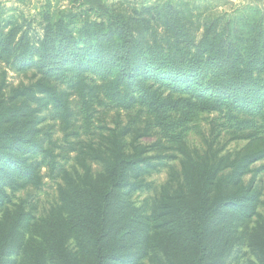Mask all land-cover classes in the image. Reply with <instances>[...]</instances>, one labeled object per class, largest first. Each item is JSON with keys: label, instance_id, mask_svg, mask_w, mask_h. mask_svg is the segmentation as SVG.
<instances>
[{"label": "trees", "instance_id": "16d2710c", "mask_svg": "<svg viewBox=\"0 0 264 264\" xmlns=\"http://www.w3.org/2000/svg\"><path fill=\"white\" fill-rule=\"evenodd\" d=\"M10 12L0 2V264H242L240 229L264 219V0H45L38 21ZM9 71L31 76L13 85ZM110 113L114 128L95 126ZM204 114L246 143L192 148ZM80 130L91 140H70ZM72 153L70 172L59 159ZM44 168L65 185L39 224L13 198L42 186ZM248 245L250 264H264V221Z\"/></svg>", "mask_w": 264, "mask_h": 264}, {"label": "rangeland", "instance_id": "374dc122", "mask_svg": "<svg viewBox=\"0 0 264 264\" xmlns=\"http://www.w3.org/2000/svg\"><path fill=\"white\" fill-rule=\"evenodd\" d=\"M45 0H0L7 8L11 9L10 13H15L17 15L23 14L24 17L30 19L35 18L38 21L39 13L42 11V7ZM61 5H68V1H61ZM231 5L225 4L221 7V9H229ZM31 74L24 75L18 74L12 71L8 72V82L13 85H18L20 82H28ZM114 114L110 113L107 117H102L103 122L95 120V126L106 124L108 127L114 128L116 126V117H113ZM215 117H209L204 114L201 117H198L192 124L191 129L188 135V142L192 148H196L199 150H203L206 148V140H210L213 142L215 149L222 150L223 153L233 152L235 150L240 149L245 143V140L232 138V134L226 130H222L221 128L212 131L213 119ZM121 125H127L129 122V117L124 116L121 117ZM47 125H55V129L53 130V139L58 143H64L63 138L64 134L60 129L59 122H54L50 119L46 121ZM81 124V122H80ZM141 129L145 126L144 123L140 124ZM97 131H100L97 129ZM91 135L86 134L83 130L79 131V136L77 138H70V140H83L90 141ZM158 135H154L151 137H144L141 139L143 144H152L157 141ZM60 150L57 149L56 153ZM165 153L174 155L175 158H171L169 163L179 168V159L181 154L179 151L174 149H169ZM66 169L70 172H73L74 169H79L76 161V154L72 153L71 156L66 160L59 159ZM264 165V160L255 164V167H259ZM94 171L99 172L101 167L95 163L92 164ZM48 168L43 169L44 175V184L38 188L36 187H28L27 189L20 191L15 194L13 198L14 203H20L25 201L26 209L33 210L35 215L36 222L41 224L43 219L49 213V210L52 206L56 205L59 202V190L60 187H63L65 184L61 177L57 179H51L47 176ZM250 175L245 178L246 181L250 180ZM168 179V169H164L159 173H154L148 177L147 181L152 183L151 190H145L143 192H139L135 195L134 200L137 205H141L146 200H151L154 196L158 194L161 189V186ZM256 184L262 189L263 196L262 200L264 202V171H262L257 179ZM10 209L14 208V206H9ZM259 213L264 217V205L261 204L259 209ZM2 213L0 214V216ZM264 219L261 216H256L252 222L248 226L242 227L240 231H246V243L240 245L235 258V261H239L242 264H250L251 261L255 260L254 253L249 243L250 235L256 231L260 224L263 223ZM31 243L32 245H36V240L39 239V236L35 231L31 232ZM26 253H21L19 256V261L25 259ZM146 264H153L148 260L145 261Z\"/></svg>", "mask_w": 264, "mask_h": 264}, {"label": "crops", "instance_id": "0c3cea01", "mask_svg": "<svg viewBox=\"0 0 264 264\" xmlns=\"http://www.w3.org/2000/svg\"><path fill=\"white\" fill-rule=\"evenodd\" d=\"M230 1L237 3L240 2L241 0H230Z\"/></svg>", "mask_w": 264, "mask_h": 264}]
</instances>
